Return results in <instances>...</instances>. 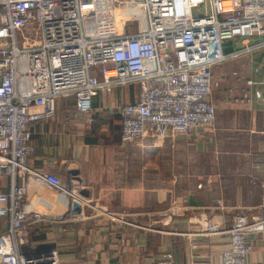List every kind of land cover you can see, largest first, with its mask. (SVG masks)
I'll return each mask as SVG.
<instances>
[{"label": "crops", "instance_id": "crops-1", "mask_svg": "<svg viewBox=\"0 0 264 264\" xmlns=\"http://www.w3.org/2000/svg\"><path fill=\"white\" fill-rule=\"evenodd\" d=\"M261 40H224L225 54L243 52L213 67L214 126L174 140H121L118 108L137 100V85L101 91L87 113L77 109L73 95L59 97L55 115L33 127L35 152L27 163L60 177L72 194L28 177L25 208L47 218L27 226L21 251L57 250L61 264H219L234 216L264 212V47H256ZM150 157L154 167H148ZM9 188L10 178L1 176L0 192ZM74 199L125 210L134 225L74 207ZM209 219L216 230L199 233L201 221ZM9 225V216L0 215V233ZM247 243L249 264H264V231L248 234Z\"/></svg>", "mask_w": 264, "mask_h": 264}, {"label": "built area", "instance_id": "built-area-1", "mask_svg": "<svg viewBox=\"0 0 264 264\" xmlns=\"http://www.w3.org/2000/svg\"><path fill=\"white\" fill-rule=\"evenodd\" d=\"M254 35L264 47V0H0V177L10 178L0 192V215L10 221L0 264H61L57 250L21 251L27 226L47 218L25 208L28 177L72 194L60 177L27 163L33 127L55 115L59 97L73 95L87 113L101 91L137 85V100L118 108L121 140L188 136L214 126V65L243 52L225 54L224 40ZM74 201L134 225L125 210ZM200 225L199 233L218 227L212 219ZM226 231L219 264H249L247 237L264 231V212L238 213Z\"/></svg>", "mask_w": 264, "mask_h": 264}, {"label": "rangeland", "instance_id": "rangeland-1", "mask_svg": "<svg viewBox=\"0 0 264 264\" xmlns=\"http://www.w3.org/2000/svg\"><path fill=\"white\" fill-rule=\"evenodd\" d=\"M164 156H167L166 154ZM156 159L159 158L158 155L154 156ZM154 157H150L148 160V167H154L153 162H154ZM153 160V161H152Z\"/></svg>", "mask_w": 264, "mask_h": 264}]
</instances>
